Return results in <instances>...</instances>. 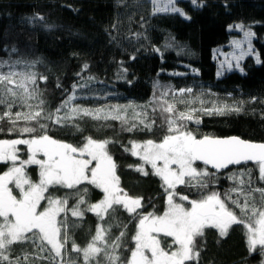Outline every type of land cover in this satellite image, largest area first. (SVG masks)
Segmentation results:
<instances>
[{
	"label": "trees",
	"instance_id": "trees-1",
	"mask_svg": "<svg viewBox=\"0 0 264 264\" xmlns=\"http://www.w3.org/2000/svg\"><path fill=\"white\" fill-rule=\"evenodd\" d=\"M165 3L166 0H160L158 7ZM198 3L202 6L193 5L191 0H176L175 6L185 14L182 16L170 11L157 12L147 0H0V61L5 62L0 72H7V65H13L18 72L34 71L47 76L46 83L38 81L44 115L55 113V109L74 92L75 99L61 110V116L71 107L111 111L120 106L119 114L129 124L138 125L136 130L128 132L124 130L128 125L120 120H97L90 116L76 117L67 126L52 124L50 120L40 121L49 125L48 134L54 139L74 145H82L86 137L112 141L108 150L117 164L121 187L133 197L144 198L145 214L153 211L163 214L166 194L162 180L151 174L150 165H145L150 172L147 177L134 170L143 162L132 156L130 149L133 141L144 143L152 139L159 142L166 134L168 114L156 103L161 92L169 91L165 97L168 103L173 102L172 90L181 88H192L194 94L201 93V99L208 107L212 102L220 105L242 102L239 112L211 116L194 114V120L199 118L201 123L186 122L187 128L198 138L204 135L236 136L251 142H264V0H198ZM37 16H43V21H33ZM240 24L244 25V30L255 33L252 45L262 62L257 63L255 55L247 56L240 61L243 71L232 61V69L228 70L225 65L223 74L218 76L224 60L220 53L239 54L232 41L244 39L243 31L235 27ZM13 48L16 51H12ZM85 64L87 69L83 67ZM73 85H76L75 89ZM124 106L129 107L125 109ZM176 107L179 111H187L184 104L177 103ZM4 110L0 107V113ZM12 111L26 112L28 109L14 107ZM134 111L147 112V123L155 121L151 131L139 124ZM26 123L35 126V122L21 120L17 128ZM73 124L79 125V132ZM11 127L7 119L0 120V139L31 138L16 130L9 132ZM18 149L20 158L26 160L27 146L19 145ZM8 167L10 163H0V174ZM26 167L30 178L37 181L38 167ZM248 169L252 171L253 186L264 187V183L256 179L257 165H247L206 177L207 189L181 185L177 191L190 199H199L211 191L221 193L224 198L225 192L238 187L229 177L233 173L239 176ZM242 178L249 179L247 175ZM244 190L247 192V184ZM232 196L235 199L236 193ZM253 196L259 203V193H253ZM86 199L90 203L98 202L102 193L90 188ZM74 202L71 199L69 203ZM116 207L117 211L106 215L105 221H98L90 212H86L82 220L69 213L70 239L84 247L94 235L98 222L105 227L111 225L110 242L120 232H126L119 255L122 260L129 257L128 249L134 246L131 237L137 221ZM73 222L78 226L71 227ZM198 245L201 249L198 264H260L262 259L259 255L249 254L243 225H233L226 238L220 237L218 230L207 229L205 236L198 239ZM14 251L18 255L24 251L33 253L29 259L34 264H49L48 260H36L35 255H54L40 254L30 244H17ZM70 255L77 264H82V256ZM68 259L65 255L64 260Z\"/></svg>",
	"mask_w": 264,
	"mask_h": 264
},
{
	"label": "snow or ice",
	"instance_id": "snow-or-ice-1",
	"mask_svg": "<svg viewBox=\"0 0 264 264\" xmlns=\"http://www.w3.org/2000/svg\"><path fill=\"white\" fill-rule=\"evenodd\" d=\"M175 2L166 0L163 7H158L160 0H151L157 12L170 11L185 15L182 9L175 6ZM191 3L202 6L198 0H191ZM43 19V16H37L33 21ZM235 27L243 31L244 35L243 40L232 41L239 54L220 53L224 60L218 76L223 74L225 65L228 70L232 69V61L236 62V68L243 71L240 61L247 56L255 55L256 62H262L252 45L255 33L244 30L242 24ZM4 66L5 62L0 61V68ZM7 67V72H0V107L5 109L0 113V120L7 119L12 125L9 132L16 130L21 135L29 134L31 138L0 139V163H10V167L0 174V264H34L29 259L33 253H15L14 246L17 244H30L40 254H54L35 255L36 260H48L49 264H77V260L71 258V253L82 256V264H198L201 255L198 239L205 236L206 230H218L219 236L226 238L233 225L246 228L249 254L261 256L260 264H264V187L253 186L250 169L240 172L239 176L233 173L229 177L238 187L225 192L224 198L221 193L211 191L199 199H190L188 195L177 191L180 185L207 189L206 177H214L216 172L249 162L258 166L256 179L264 183V142H251L236 136L217 138L204 135L198 138L195 132L187 128L186 122L201 123L199 118L194 120L196 113L211 116L239 112L242 102L234 105L212 102L211 107H205L206 102L200 96L191 100L185 98L186 94L193 92L192 88H181L172 90L174 99L168 103L165 97L169 91L161 92L156 103L163 113L168 114L165 120L166 134L159 142L152 139L144 143L133 141L130 149L131 155L138 156L143 162L134 170L147 177L150 172L145 165H150L151 174L162 180L166 194L163 214L154 211L145 214L144 198L133 197L121 187L117 164L108 150L112 141L86 137L82 145H74L54 139L48 134L49 125L40 121L50 120L52 124L67 126L76 117L90 116L97 120H120L122 124L128 125L124 129L128 132L136 130L138 125L129 124L119 114L120 106L113 107L111 111L71 107L61 116V110L69 107L75 99L74 92L55 109V113L44 115V101L39 99L42 93L38 81L46 83L48 77L34 71L18 72L13 65ZM83 67L87 69L88 65ZM33 100L38 102L33 104ZM197 102L200 108L190 107ZM177 103L186 105L187 111H179ZM14 107L27 108L28 111L13 113ZM124 107L126 109L129 106ZM156 110L154 107L153 112ZM133 115L144 129L152 130L155 121L146 122L147 112L134 111ZM21 120L35 122V126L26 123L24 127L17 128ZM73 127L77 132L80 131L79 125L73 124ZM19 145L27 146L26 160L18 154ZM125 151L129 149L125 148ZM198 162L211 166L215 172H210L207 167L199 168ZM33 165L39 169L37 181H33L27 172L26 166ZM245 175L249 177L247 181L242 178ZM245 184L247 192L244 190ZM90 188L99 190L102 199L90 203L86 199ZM61 192L62 195L59 194ZM233 193H236L235 199ZM253 193H259V203ZM71 199L75 202L70 205ZM177 200L187 202L190 206L186 207ZM82 205L86 207L82 208ZM230 205L238 209L239 213ZM116 206L130 214V219L137 221L131 237L134 246L128 249L129 257L122 260L119 255L126 232H120L110 242L111 225L105 227L98 222L94 235L84 247L70 239L69 213L71 217L82 220L85 213L90 212L95 214L98 221H105L106 215H113L117 211ZM76 226L75 222L71 225ZM65 255L69 256L67 261L64 260Z\"/></svg>",
	"mask_w": 264,
	"mask_h": 264
},
{
	"label": "rangeland",
	"instance_id": "rangeland-1",
	"mask_svg": "<svg viewBox=\"0 0 264 264\" xmlns=\"http://www.w3.org/2000/svg\"><path fill=\"white\" fill-rule=\"evenodd\" d=\"M147 2H151V0H147ZM201 93H197V94H194L193 92L191 93V94H186V99H189V100H191V99H193L194 97H196V96H200L201 97V95H200ZM172 99H174V97L172 98ZM194 105H197V106H195V108H200L201 107V105H200V103H193V104H191L190 105V107H192V108H194ZM186 106V105H185ZM205 107H208L207 106V103H205V105H204ZM197 114V113H196ZM19 154V153H18ZM138 157V156H137ZM38 158H42V157H40V156H38ZM258 167V166H257ZM181 186V185H180ZM177 202H181V203H184L185 204V206L186 207H188V206H190V205H188V203L187 202H184V201H179V200H177Z\"/></svg>",
	"mask_w": 264,
	"mask_h": 264
},
{
	"label": "water",
	"instance_id": "water-1",
	"mask_svg": "<svg viewBox=\"0 0 264 264\" xmlns=\"http://www.w3.org/2000/svg\"><path fill=\"white\" fill-rule=\"evenodd\" d=\"M197 164L200 165V166H202V167H204V168L207 167L208 170H210L212 172H215V170L211 169V166H205V165L202 164V162H198ZM247 165H255V164L252 163V162H249L248 164H242V165H239V166H230L229 169L221 170L220 172H216V174H221V173H224V172H226V171H228V170H230L232 168H239V167L247 166Z\"/></svg>",
	"mask_w": 264,
	"mask_h": 264
}]
</instances>
